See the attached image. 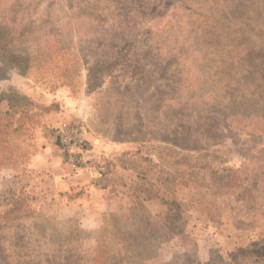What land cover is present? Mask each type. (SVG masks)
<instances>
[{
  "label": "rangeland",
  "instance_id": "1",
  "mask_svg": "<svg viewBox=\"0 0 264 264\" xmlns=\"http://www.w3.org/2000/svg\"><path fill=\"white\" fill-rule=\"evenodd\" d=\"M0 30V264H89L99 240L109 264H264V0H0ZM51 147L103 190L99 225L35 189Z\"/></svg>",
  "mask_w": 264,
  "mask_h": 264
},
{
  "label": "crops",
  "instance_id": "2",
  "mask_svg": "<svg viewBox=\"0 0 264 264\" xmlns=\"http://www.w3.org/2000/svg\"><path fill=\"white\" fill-rule=\"evenodd\" d=\"M57 150V148L51 147V152L46 160L42 161L37 159L36 162L31 166L33 170H36L35 173L37 175H40L37 176L38 179L37 184L35 183V189H38L41 197L46 196V194H51L50 192H53V195L59 194L58 196L65 203L64 207L66 211L76 213L80 210H84L90 215V219L92 220L91 223H96L97 225H99L100 223H102L103 218L102 214H100V209L102 208V206L103 208H105L106 203L103 198V190L96 188V186H89L91 173H81L76 176H71L72 171L70 170V167L65 165L60 152ZM94 152L97 155L100 154L99 150H94ZM52 153L54 154L53 161L50 160V156H52ZM49 179L52 182V185L50 186L49 184L45 183V181H49ZM44 185L46 187H49V189L45 188ZM84 187H90L89 190H86V193L84 195L74 192L76 190L80 191ZM42 190L45 191L44 194L41 193ZM101 204L103 205L100 206ZM149 205L150 204L147 205L148 208ZM98 206L100 207L97 209Z\"/></svg>",
  "mask_w": 264,
  "mask_h": 264
},
{
  "label": "trees",
  "instance_id": "3",
  "mask_svg": "<svg viewBox=\"0 0 264 264\" xmlns=\"http://www.w3.org/2000/svg\"><path fill=\"white\" fill-rule=\"evenodd\" d=\"M6 32L8 34L7 30H6ZM9 35L10 34H8V36L5 38L7 40L6 47L8 49H10V47L15 45V43H16V38L14 36H12V38L9 39V37H10ZM30 61H31V58L29 57V62ZM0 64L4 65V63L2 61L0 62ZM29 68H30V65H29ZM9 108H10L9 111H7V113H6L7 119H5L4 120L5 122L3 121L2 125H1L3 130L10 128L15 122L19 121L18 119H16V116L19 113L18 108L14 107V106H11ZM38 108L41 109L42 111H44V113H49V112L54 111V110H59V104L54 103V104H51L49 106L43 105V106H39ZM99 168L101 169L100 166H99ZM140 188H141V191L145 192L147 195L144 197L143 200L138 201L135 204V206L131 207L130 211L134 210L133 215H136V219L146 220V219L150 218V215L148 214L147 210L145 209L144 203L150 201L153 198V196H152V192L149 191L147 187H146L147 189H145L144 185H141ZM26 198L29 199V197L24 196L23 192L21 191L19 196L17 198H15L13 206L7 211L6 216L14 215V214L21 212L24 209V204L26 202ZM143 224H139L138 227L144 228L145 227L144 225H146V224H144V225ZM141 230L142 229H134L133 232L129 234V238H127V237L125 239L123 238V241H125V249L127 250V252L133 253V252H136V250L132 249V247L128 243V241L126 242V239H131L132 237H134V235H136L137 238H134V240L137 242V240L140 239L139 235H140ZM110 247L109 246L106 247V246H102V245L100 246V240H99V243H97L96 250L93 253H91L90 255H88V260H90L89 264H109L108 260H109L110 256H113V248L111 247V250H112V253H111V250L109 249ZM145 247L150 248L152 246L147 245V244H143V246L138 247L137 252L139 255L145 254V252H146ZM110 254H112V255H110ZM147 257L151 258L152 255H148ZM218 264H225V263H221L219 261Z\"/></svg>",
  "mask_w": 264,
  "mask_h": 264
},
{
  "label": "built area",
  "instance_id": "4",
  "mask_svg": "<svg viewBox=\"0 0 264 264\" xmlns=\"http://www.w3.org/2000/svg\"><path fill=\"white\" fill-rule=\"evenodd\" d=\"M60 131L63 143L69 147L79 148L85 142L84 125L79 119H74L69 123L63 124Z\"/></svg>",
  "mask_w": 264,
  "mask_h": 264
}]
</instances>
